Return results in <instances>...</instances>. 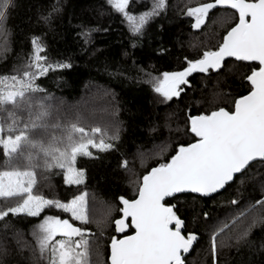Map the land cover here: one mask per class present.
<instances>
[{"label": "trees", "instance_id": "obj_1", "mask_svg": "<svg viewBox=\"0 0 264 264\" xmlns=\"http://www.w3.org/2000/svg\"><path fill=\"white\" fill-rule=\"evenodd\" d=\"M209 1L167 0L166 11L150 20L142 34H133L129 23L106 0H14L4 22L5 29L0 31V76L15 74L30 64L33 35L41 38L47 57L71 64V68L52 72L39 81L47 90L43 103L49 112L48 121L61 126L58 135L63 133L66 137L72 124L84 127L89 136L94 127L101 128L106 135H111L115 127L120 128L122 138L117 142L120 155L95 153L100 159L78 157L77 163L88 172L86 191L94 226L91 228L90 223L87 227L94 234L91 239L99 244V256L94 257L98 264H107L112 221L119 215L116 209L121 207L118 197L133 198L146 171L166 162L177 144L193 141L187 131L186 116L219 107L231 109L235 98L250 90L246 76L257 63L227 59L218 72L193 73L190 85L179 98L165 102L154 91L156 77L186 66L185 58L196 59L203 51L214 49L237 22L235 11L216 8L199 29H193L194 21L186 16L187 9ZM130 2L129 10L138 14L148 10L152 0ZM57 3L62 10L46 22L43 17L49 16ZM81 25L91 31L78 38ZM89 40L91 43L85 44ZM133 40L135 47L130 46ZM161 47L165 49L163 53L157 51ZM72 135L74 139L81 138L80 133ZM165 144L168 147L160 154L159 148ZM124 158L129 161L128 167H117V160ZM3 161L0 155V170ZM248 175L258 187L264 180V167L254 164ZM240 178L237 175V183L210 200L182 194L173 202L187 226L198 233H204L206 224L212 222V226L228 225L218 236V242L231 246L220 250L218 264H264V226L257 224L252 229L250 244H235L236 237L252 218L264 215V208L253 207L243 217L239 216L248 204L255 202L247 194L252 184L246 181L238 187ZM83 190L84 186H65L58 170H41L34 189L36 194L59 199ZM232 200L239 203L232 204ZM3 202L0 198V204ZM7 203L14 204L15 200ZM109 207L111 223L105 225L100 236L96 220ZM47 211L64 215L55 209ZM203 212L209 213L207 220ZM38 219L10 216L7 228L5 221H0V264H34L33 257L39 256V252L31 232ZM40 264L46 262L41 260ZM186 264H212L206 239L195 245Z\"/></svg>", "mask_w": 264, "mask_h": 264}, {"label": "snow or ice", "instance_id": "obj_2", "mask_svg": "<svg viewBox=\"0 0 264 264\" xmlns=\"http://www.w3.org/2000/svg\"><path fill=\"white\" fill-rule=\"evenodd\" d=\"M106 4L129 23L133 34H142L148 22L168 6L167 0H152L148 10L135 14L129 10L130 0H106ZM217 6L235 10L238 22L214 49L203 51L196 59L185 58L186 66L156 77L154 91L165 102L179 98L190 85L193 73L218 72L226 58L258 62V67L246 76L250 91L235 98L231 109L219 107L210 112L189 113L186 125L193 141L177 144L170 159L146 171L134 198L118 197L122 207L116 209L119 216L114 220L115 232L134 230L110 238V264H186V254L201 239L207 240L212 264H218L220 250L231 246L218 242V236L228 225L206 224L204 233L189 229L178 214V205L170 202L176 200L177 194H197L200 199L210 200L237 183L235 177L239 175L238 187L246 181L251 183L247 194L255 201L239 216L243 217L253 207L264 208V180L257 187L248 175L254 164L264 167V0H210L189 7L186 16L194 21L191 27L199 29L209 11ZM12 7L14 0H0V31L5 29L4 22ZM61 10L57 3L43 19L47 22ZM90 31L81 25L78 38ZM30 43V64L15 74L0 76V155L4 157L0 170V198L4 201L0 204V221H5L7 228L10 216L39 218L31 232L39 252V256L33 257L34 264H40L41 260L46 264H98L94 257L99 256V244L91 239L94 234L87 227L93 222L86 191L88 172L77 163L78 157L100 159L95 153L120 155L117 146L122 138L120 128L115 127L111 135H106L101 128L94 127L89 136L84 127L72 124L66 137L63 133L58 135L61 126L48 121L49 112L43 103L47 90L39 81L52 72L71 68V64L47 57L39 36L33 35ZM130 46H136L135 40ZM157 51L163 53L165 49ZM72 132L80 133L81 138L74 139ZM167 147L160 146L159 153L163 154ZM116 163L126 169L129 161L124 158ZM41 170H58L65 186H84L85 190L66 199L36 194L34 189ZM11 200L15 203H7ZM51 209L64 215L46 212ZM111 212L109 207L96 220L100 236L105 225L111 223ZM203 216L207 220L209 213L203 212ZM257 224L264 226V215L252 218L236 237V246L251 243L250 233Z\"/></svg>", "mask_w": 264, "mask_h": 264}, {"label": "flooded vegetation", "instance_id": "obj_3", "mask_svg": "<svg viewBox=\"0 0 264 264\" xmlns=\"http://www.w3.org/2000/svg\"><path fill=\"white\" fill-rule=\"evenodd\" d=\"M257 67H258V64H257ZM137 190H138V188H137ZM136 194H137V191H136ZM136 194H135V196H136ZM182 195V194H181ZM134 196V197H135ZM177 196H180V195H177ZM133 197V198H134ZM171 203H174V204H176L175 202H173V200L172 201H170ZM119 216V215H118ZM118 216H116L115 218H117ZM114 218V219H115ZM114 220L112 221V225H113V235L112 236H118L119 237V235H123V234H131V232L133 231V229H129V230H127L125 233H123V234H117L116 232H115V229H114ZM188 227V226H187ZM189 228V227H188ZM189 229H192V228H189ZM109 242H110V240H109ZM109 242H108V254H107V264H109V261H108V257H109ZM196 245V244H195ZM195 245L193 246V248L195 247ZM193 248L191 249V251H190V253L192 252V250H193ZM190 253L188 254V255H186L185 256V261H186V258L190 255Z\"/></svg>", "mask_w": 264, "mask_h": 264}, {"label": "water", "instance_id": "obj_4", "mask_svg": "<svg viewBox=\"0 0 264 264\" xmlns=\"http://www.w3.org/2000/svg\"><path fill=\"white\" fill-rule=\"evenodd\" d=\"M209 2H210V1H209ZM216 8H229V7H227V6H217ZM216 8H215V9H216ZM215 9H212V10H210L209 12H211V11H213V10H215ZM229 9H231V8H229ZM231 10H233V9H231ZM233 11H235V10H233ZM235 12H236V11H235ZM236 13H237V12H236ZM237 17H238V13H237ZM237 22H238V19H237ZM233 26H234V25H233ZM229 29H230V28H229ZM229 29H228V30H229ZM225 34H226V33H225ZM221 42H222V41H221ZM227 59H233V60H235V58H226L225 60H227ZM235 61H237V60H235ZM247 62H248V61H247ZM255 63L258 64V62H255ZM198 73H199V72H198ZM249 74H250V73H249ZM249 74H248V75H249ZM248 84H249V83H248ZM249 85H250V84H249ZM249 91H250V90H249ZM245 94H247V93H245ZM245 94H243V95H245ZM237 98H238V97H237ZM190 143H191V142H190ZM169 159H170V158H169ZM150 169H151V168H150ZM150 169H149V170H150ZM141 179H142V177H141ZM140 182H141V180H140ZM220 192H222V191H220ZM220 192H219V193H220ZM182 194H183V193H182ZM177 195H181V194H177ZM192 195H196V196H198L197 194H192ZM214 195H215V194H214ZM121 207H122V205H121ZM115 219H116V218H115ZM115 219H114V220H115ZM113 224H114V223H113ZM133 230H134V229H133ZM126 231H127V230H126ZM126 231H125V232H126ZM117 234H118V233H117ZM109 255H110V242H109ZM186 255H188V254H186ZM108 261H109V260H108ZM109 264H110V261H109Z\"/></svg>", "mask_w": 264, "mask_h": 264}, {"label": "rangeland", "instance_id": "obj_5", "mask_svg": "<svg viewBox=\"0 0 264 264\" xmlns=\"http://www.w3.org/2000/svg\"><path fill=\"white\" fill-rule=\"evenodd\" d=\"M137 191V190H136ZM120 207V206H119ZM68 215H70V214H68ZM111 218H112V216H111ZM213 220H215V219H213ZM209 225H214V222H212L211 224H209ZM93 226H94V224L92 223L91 224V228H93ZM94 241V240H93Z\"/></svg>", "mask_w": 264, "mask_h": 264}]
</instances>
